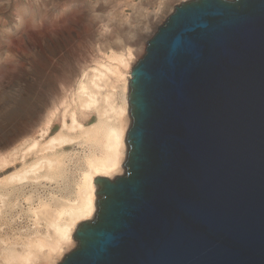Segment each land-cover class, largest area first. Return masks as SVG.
<instances>
[{"label": "water", "instance_id": "1", "mask_svg": "<svg viewBox=\"0 0 264 264\" xmlns=\"http://www.w3.org/2000/svg\"><path fill=\"white\" fill-rule=\"evenodd\" d=\"M124 171L57 264H264V0H184L133 64Z\"/></svg>", "mask_w": 264, "mask_h": 264}, {"label": "bare ground", "instance_id": "2", "mask_svg": "<svg viewBox=\"0 0 264 264\" xmlns=\"http://www.w3.org/2000/svg\"><path fill=\"white\" fill-rule=\"evenodd\" d=\"M101 48L82 66L74 87L48 102L33 125L0 150V170L20 161L0 179L2 223L14 186L13 195L24 202L18 215L30 222L0 233V264H56L72 244L77 223L94 217V177L123 172L134 48ZM55 123L58 128L53 130ZM71 143L79 146L67 148ZM42 180L47 192H18L26 182Z\"/></svg>", "mask_w": 264, "mask_h": 264}, {"label": "rangeland", "instance_id": "3", "mask_svg": "<svg viewBox=\"0 0 264 264\" xmlns=\"http://www.w3.org/2000/svg\"><path fill=\"white\" fill-rule=\"evenodd\" d=\"M182 1L0 0V150L32 126L45 105L74 87L75 77L98 48L129 45L134 48V64L144 54L147 40ZM57 128L55 123L53 130ZM77 146L71 143L67 148ZM19 165L17 159L0 170V179ZM47 186L43 180L26 182L18 192L45 193ZM14 188L11 207L3 208L5 223L0 217V233L30 223L18 215L24 202L13 195ZM76 245L74 238L64 254Z\"/></svg>", "mask_w": 264, "mask_h": 264}]
</instances>
